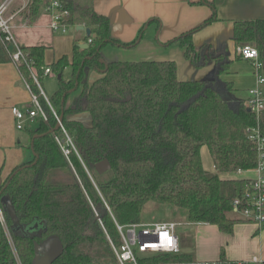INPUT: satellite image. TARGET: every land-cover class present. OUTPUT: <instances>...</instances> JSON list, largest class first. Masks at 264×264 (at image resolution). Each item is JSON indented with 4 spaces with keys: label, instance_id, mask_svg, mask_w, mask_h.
<instances>
[{
    "label": "trees",
    "instance_id": "trees-1",
    "mask_svg": "<svg viewBox=\"0 0 264 264\" xmlns=\"http://www.w3.org/2000/svg\"><path fill=\"white\" fill-rule=\"evenodd\" d=\"M45 1H30V20ZM57 1L69 13L64 22L89 29L86 43L91 42L85 50L74 46L70 58L63 56L50 66L44 63V47H20L27 63H34L30 70L22 64L20 73L38 96L47 121L38 118L35 129L26 128L36 159L0 184V198H9L23 228L13 231L0 203L10 236L8 240L0 225V264H38L35 247L50 240L58 241L60 252L48 264H115L110 245L119 244L115 224L141 223L148 204L183 211L187 225H213L231 234L237 223L229 216L234 215L232 202L250 181L236 174L249 173L257 163L246 130L258 126L264 137V112L259 117L247 112L243 101L232 98L230 83L178 79L173 61L102 63V47L132 48L139 38L129 44L111 39L109 20L95 14L92 0ZM201 27L175 41L192 62L200 57L216 61L221 75L231 62L195 50L192 36ZM232 40L253 45L264 64V20L236 23ZM6 60L0 45V62ZM45 68L61 76L46 98L58 117L63 113L61 125L76 150L68 160L55 140L62 136L60 128L31 77L34 73L41 87ZM66 68L70 78L63 80ZM85 70L99 77L84 83ZM82 113L89 116L90 126L68 119ZM202 148L213 173L203 168ZM104 159L110 170L98 175L94 166ZM35 222L44 229L31 231ZM181 258L192 260L187 254Z\"/></svg>",
    "mask_w": 264,
    "mask_h": 264
},
{
    "label": "crops",
    "instance_id": "crops-1",
    "mask_svg": "<svg viewBox=\"0 0 264 264\" xmlns=\"http://www.w3.org/2000/svg\"><path fill=\"white\" fill-rule=\"evenodd\" d=\"M49 1H45L37 17L32 20L28 18V5L21 10L27 0H17L10 9V13L14 14L12 25L16 43L19 47H44V63L47 66L63 56L70 58L73 47L86 43L87 38L84 31L72 30L71 36L66 33L59 36L56 35L58 33L52 32L49 26L50 18L45 11ZM92 8L95 14L109 20V36L119 44H129L140 35L137 45L132 48L111 44L102 47L99 55L105 64L173 61L176 64L178 79L203 80L211 73H217L219 64L208 58L204 61L203 57L197 62L186 59L184 49L175 39L201 27L213 17L212 22L193 34L195 50H204L205 54L220 56L223 61L231 62L225 73L238 61L250 66V76L246 80L249 84L244 88L237 85L238 78L233 80L234 73H230L226 80H220L230 83L233 99L246 100L234 97L236 92L240 89L248 92L255 85L251 63L236 55L237 45L232 40V35L236 23L264 20V0H92ZM19 10L21 11L18 12ZM83 75L85 77V73ZM219 76L218 74V80ZM98 77L93 71L87 72V81L90 83ZM29 98V92L18 68L9 60L0 62V184L15 169L23 167L33 159L31 140L26 133L29 123L24 129L17 130L11 114L12 107L25 110L29 106ZM70 100L71 98L68 99L67 105ZM23 131L27 135L22 134ZM202 151H206L211 163V166L206 163L203 168L214 172L208 151L205 148H202ZM237 176L253 178L250 173ZM231 218L237 221L231 234L222 233L213 225L195 226L197 233L202 236L196 237L191 254L184 252L183 243L179 239L182 252L201 261H239L249 260L253 256L264 259V226L258 227L242 221L237 215H232Z\"/></svg>",
    "mask_w": 264,
    "mask_h": 264
},
{
    "label": "built area",
    "instance_id": "built-area-1",
    "mask_svg": "<svg viewBox=\"0 0 264 264\" xmlns=\"http://www.w3.org/2000/svg\"><path fill=\"white\" fill-rule=\"evenodd\" d=\"M17 0H0V45L4 49L10 61L18 68L26 64L27 68L33 66L27 63L26 55L15 41L13 35V17L10 13L11 6ZM31 0H27L21 10L29 5ZM19 10L18 12H20ZM45 11L50 18V29L54 33L64 34L74 30L75 27L68 26L64 21L69 13L63 9L57 0H50L45 6ZM91 40H88L90 43ZM235 53L241 59L249 61L252 66L255 85L248 90L243 106L250 113L259 117L264 112V64L260 61L257 49L251 44H240L235 47ZM30 70V69H29ZM32 70V69H31ZM51 74L49 68H45L43 75ZM21 75V73H20ZM22 77V75H21ZM31 77L39 89L54 119L60 128L62 136L55 137L64 157L68 160L71 150L76 152L70 137L65 132L59 122V117L50 107L46 96L35 77ZM24 85L29 92V106L25 110L17 107L11 108V114L16 122V129H24L27 123L35 122L40 118L47 121L46 113L42 109L38 96L34 94L28 83L23 79ZM247 140L254 146L257 155L256 166L249 173L253 175L249 183L245 186L241 197L233 200L231 208L234 215L239 216L242 221L253 223L258 227L264 226V137L258 126L246 130ZM239 171L237 175H241ZM0 225L3 231L8 232L4 215L0 209ZM182 226L184 224H181ZM119 235L117 246L110 242L112 252L115 257V264H264V259L253 256L249 260L231 261L219 259L215 261H201L197 259L183 260L184 253L181 250L179 237L176 229L180 226L175 222L159 221L153 223H134L126 226L115 224Z\"/></svg>",
    "mask_w": 264,
    "mask_h": 264
},
{
    "label": "rangeland",
    "instance_id": "rangeland-1",
    "mask_svg": "<svg viewBox=\"0 0 264 264\" xmlns=\"http://www.w3.org/2000/svg\"><path fill=\"white\" fill-rule=\"evenodd\" d=\"M56 35L60 36L61 34L58 33ZM66 35L71 36V32H68V34L66 33ZM139 37L140 35H138V38ZM249 72H250V66L245 62L238 61L231 66L228 73H223L219 76V81L226 80L227 76L230 73H234L232 74L233 80L236 81V79L238 78V82L236 81L237 85H239V87L244 88L249 84V82L246 81L247 78L250 76ZM69 75H70V71L68 68H66L63 72L62 79L67 80L69 78ZM40 83H41L42 92L47 98H50L58 87L57 77L53 72H51L49 76H46L45 78H43L42 82ZM247 95H248V92L246 90L240 89L236 92V95L234 97H237L239 99H246ZM68 119L78 121L85 127L90 126V118L86 113L71 116V117H68ZM36 126H37V122H32V123H29L27 127L30 129H35ZM22 134L27 135L24 131L22 132ZM201 158L204 164L203 167L206 166V163H209L211 166L210 159L208 158L206 151L201 152ZM205 171L213 173L211 172V170L205 169ZM229 216L231 218L230 214ZM159 221L160 222L161 221L175 222L180 225L176 229V234L179 237L180 241H182L183 243L184 252L191 254L190 251H191V248L195 246L196 237L201 234L197 233V229L193 225H187L188 223L186 222L184 212L181 210L170 208V207H161L157 204L146 205L142 212V222L141 223L159 222ZM181 224H184V225L182 226ZM5 234L8 240H10L9 232H6Z\"/></svg>",
    "mask_w": 264,
    "mask_h": 264
},
{
    "label": "water",
    "instance_id": "water-1",
    "mask_svg": "<svg viewBox=\"0 0 264 264\" xmlns=\"http://www.w3.org/2000/svg\"><path fill=\"white\" fill-rule=\"evenodd\" d=\"M74 30L76 32L84 31L86 34V37H89L91 34L90 30L85 28L84 26H76L74 28ZM70 32H72V29H70ZM78 47L82 50H85L88 48V44L87 43L80 44V45H78ZM101 62L103 63V61H101ZM87 72H88V70L84 71V73H85V77L83 79L84 83L87 82ZM60 78H61L60 75L57 76V80H59ZM217 79H218V73H214V74L211 73L207 78L203 79V81H213V80H217ZM74 91H75V88L73 90H70L69 93H72ZM246 111L249 112L250 110L247 109ZM62 116H63V113L59 116V122H61ZM56 128H58V125H56ZM35 137H37V136H34L33 138H35ZM32 143H33V140H31V143H30V150H31L32 156L36 159V156L33 153ZM35 161L36 160H34L32 165L35 164ZM94 170L98 175L104 174L107 171H109L110 170V164H109L108 160L104 159L101 162L97 163L94 166ZM0 203L4 206V210L7 213V216L9 217V219L11 220V222L13 224V227H14L13 231H17V230L22 231L23 228L21 225H19V221L17 219L13 205H12L11 201L9 200V198L6 196L1 197ZM40 229L43 230L44 226L42 223H39V222H35L34 224H32L30 226L31 231H38ZM59 252H60V245H59L58 241H56V240H50L42 246H36L35 247V257H36L38 264H48V263L52 262L58 256Z\"/></svg>",
    "mask_w": 264,
    "mask_h": 264
}]
</instances>
